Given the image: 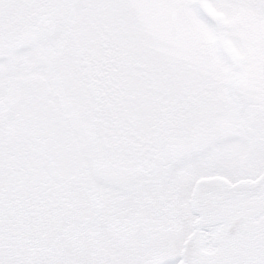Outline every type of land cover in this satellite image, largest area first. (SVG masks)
I'll use <instances>...</instances> for the list:
<instances>
[{
	"label": "snow or ice",
	"instance_id": "snow-or-ice-1",
	"mask_svg": "<svg viewBox=\"0 0 264 264\" xmlns=\"http://www.w3.org/2000/svg\"><path fill=\"white\" fill-rule=\"evenodd\" d=\"M0 264H264V0H0Z\"/></svg>",
	"mask_w": 264,
	"mask_h": 264
}]
</instances>
